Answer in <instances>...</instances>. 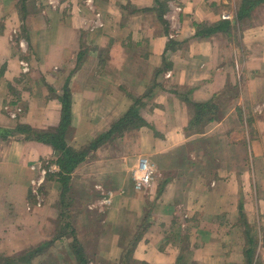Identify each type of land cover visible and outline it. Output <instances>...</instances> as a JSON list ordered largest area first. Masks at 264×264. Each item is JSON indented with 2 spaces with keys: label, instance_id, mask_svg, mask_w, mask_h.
Here are the masks:
<instances>
[{
  "label": "crops",
  "instance_id": "crops-1",
  "mask_svg": "<svg viewBox=\"0 0 264 264\" xmlns=\"http://www.w3.org/2000/svg\"><path fill=\"white\" fill-rule=\"evenodd\" d=\"M159 1L0 0V128H57L62 106L50 90L60 94L69 83L71 143L84 148L126 114L132 97L140 98L149 126L93 153L120 140L136 149L134 166L140 157L155 156L161 168L146 193H153L149 212L160 225L148 229L134 259L264 264V3ZM222 22H229L227 31L196 36L195 24ZM28 54L40 79L22 73ZM186 98H219L224 113L192 129L195 113ZM13 102L24 110L17 119L9 114ZM50 153L39 143L0 137V253L36 247L48 241L50 226L57 228L59 183L47 179L50 203L40 208L33 207L30 187L31 166ZM130 182L134 189L132 176ZM60 245L67 244L62 239ZM52 249L32 264H49Z\"/></svg>",
  "mask_w": 264,
  "mask_h": 264
},
{
  "label": "rangeland",
  "instance_id": "rangeland-1",
  "mask_svg": "<svg viewBox=\"0 0 264 264\" xmlns=\"http://www.w3.org/2000/svg\"><path fill=\"white\" fill-rule=\"evenodd\" d=\"M22 17L24 20L28 18L25 11L22 13ZM19 41V39H16L14 43L19 46ZM22 62L29 65L30 71L26 74H30L28 80H32L33 77L40 79L38 72L39 66L33 55L28 54L24 57ZM50 93L52 96L59 94L57 90ZM16 102L19 101L17 100ZM16 102H13L14 106L19 105ZM71 142L73 143V138L68 139L69 145ZM122 142L123 141L118 140L113 148H106L105 151L98 154L93 155L95 151H91L85 161V163H91V165L76 169L71 175V190L67 194L69 203L67 212L70 216L69 222L72 223V227L77 232L78 239L85 247V253L89 260V264H124V256H126L128 252H132L129 254L131 257L129 258L128 264H150L139 262L137 259H134V251L137 245L133 247L132 242L137 236H140V241L152 225L155 226L156 223L160 225L159 221H156L154 216L149 212L155 209V206H153L155 199H152L153 193L150 192L146 194L149 191L137 192L133 189V183L130 182V180L132 169L136 162L134 158L136 149L126 148L125 143ZM72 143L71 147H73ZM91 143L92 142L84 148L74 149L79 152L88 150ZM143 157H149L148 159L155 163L157 168H160L155 156ZM243 158L245 157L243 156ZM54 160L55 156L51 152L45 159L43 158L38 162H49L47 165V167H49L51 164H56ZM160 170L161 168L158 169V175L159 172L161 173ZM58 173H60V168L59 172L47 173L46 181L41 188L42 192L45 193L44 204L46 201L50 203V193L48 189L50 188L51 191L53 190V188H51L52 182L48 184L47 181L58 182L56 180ZM108 173H111L113 177L107 178ZM210 174L213 175L212 172H210ZM53 175L55 177H52ZM110 192L114 193L111 203L103 207L100 206V203L104 198L108 197ZM70 203H72V205ZM55 209L60 215L59 201L55 205ZM124 211L127 215L122 218L121 214ZM117 212L122 213L120 216H117ZM91 225H93L92 229ZM49 228L46 235L48 241H51L57 235V231L55 225ZM113 241L114 247L110 248ZM61 242L62 240L53 242L49 264H78L76 263L72 250H70L71 239H63V242L67 244L66 247L63 246V250H60V246H62L60 245ZM97 242H99L98 244L100 247L94 248L93 245ZM56 244L57 246H55ZM24 250L12 255L20 254ZM0 254L12 256L3 253Z\"/></svg>",
  "mask_w": 264,
  "mask_h": 264
},
{
  "label": "trees",
  "instance_id": "trees-1",
  "mask_svg": "<svg viewBox=\"0 0 264 264\" xmlns=\"http://www.w3.org/2000/svg\"><path fill=\"white\" fill-rule=\"evenodd\" d=\"M248 6H256L264 3V0H245ZM158 3L161 1L157 0ZM244 17L242 14L238 15L239 20ZM196 36L206 38L211 34L220 30L227 31L230 28L229 22H222L215 25L208 24H195ZM51 92L54 90L51 89ZM61 103V122L57 128H51L47 130L34 129L26 124H18L14 129L4 130L0 128V137L3 139H16L21 142L39 143L51 149L52 154L55 156L54 162L60 168V173L57 175V181L59 183L60 194V215L57 225V235L51 241H45L36 247H32L24 250L22 253L12 256H5L0 254V264H32L33 260L38 256L44 254L56 240H62L64 238L71 239L70 250L76 259L78 264H89V260L85 253V247L78 239L77 232L72 227V223L69 222L70 216L67 212L69 207L67 194L71 190L70 182L72 180V174L78 167L84 163L91 151H96L102 145L107 142L114 141L123 137L126 132L139 130L143 127L149 126L148 123L141 116V108L143 103L138 97H132L133 104L130 109L124 114L120 120H118L109 131L100 135L98 138L92 141L88 150L77 151L68 144V139H71L74 134L72 128V94L69 89V83L63 89L62 94L56 96ZM219 98L212 99L206 103H193L190 99L186 98L185 102L189 105L195 113V117L192 119V129H199L207 123L217 121L222 117L224 113V105L217 104ZM159 169V168H158ZM72 205V203H70ZM62 223V226H61ZM71 230V231H70ZM69 231V232H68ZM140 236L132 242V246L135 247L138 244ZM124 256V264H128L129 254Z\"/></svg>",
  "mask_w": 264,
  "mask_h": 264
},
{
  "label": "built area",
  "instance_id": "built-area-1",
  "mask_svg": "<svg viewBox=\"0 0 264 264\" xmlns=\"http://www.w3.org/2000/svg\"><path fill=\"white\" fill-rule=\"evenodd\" d=\"M23 73L27 74L30 71L29 65L25 62H21ZM9 109V108H7ZM23 108L16 105L15 108L9 110V114L13 119L19 118L24 112ZM49 162H37L31 167V170L35 173V176L31 179V195L36 200V206L40 208L44 203V196L42 192V185L46 181L48 172H59V167L56 164L47 165ZM158 176V168L155 163L150 161L147 157H140L137 164L132 169V179L135 183V190L137 192H147L151 189L156 178ZM114 197V193L110 192L107 198L100 203V206H106L111 203Z\"/></svg>",
  "mask_w": 264,
  "mask_h": 264
}]
</instances>
